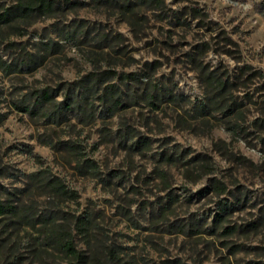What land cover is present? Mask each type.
Returning a JSON list of instances; mask_svg holds the SVG:
<instances>
[{"label":"rangeland","instance_id":"1","mask_svg":"<svg viewBox=\"0 0 264 264\" xmlns=\"http://www.w3.org/2000/svg\"><path fill=\"white\" fill-rule=\"evenodd\" d=\"M52 1L0 25V264H75L47 218L88 264H264V0Z\"/></svg>","mask_w":264,"mask_h":264},{"label":"trees","instance_id":"2","mask_svg":"<svg viewBox=\"0 0 264 264\" xmlns=\"http://www.w3.org/2000/svg\"><path fill=\"white\" fill-rule=\"evenodd\" d=\"M124 7L126 10H130L132 6L131 0H123ZM55 4L52 0H18L17 4L13 8H9L0 13V25L2 23H8L13 18H28L34 14L47 15L54 10ZM4 64L3 61H1ZM24 63V62H23ZM17 67V66H16ZM13 68L6 66L11 71L19 70V68ZM214 86L215 90L219 93L223 91L226 86V82L218 79H212L210 82ZM114 88H111L109 94H106L111 100V109L114 111L122 106V102L119 99L114 98ZM52 94L47 90H41L35 95L34 104L30 106H16L17 109L25 113H34L40 111L47 103L52 101ZM156 97V96H152ZM176 98H174L175 100ZM70 106L65 104V110L69 109ZM1 120V119H0ZM147 139H142L141 142L145 146ZM89 167H94V162L90 161ZM43 187L47 188L55 196L66 199H76L77 193L74 190H70L60 178H44L42 180ZM16 206L10 204H4L0 202V215L12 214L17 215ZM44 232L46 233V239L55 243L59 250L65 253V255L75 264H88V257L82 251L78 250L75 242L72 229L68 228L64 224H58L55 221H51L49 218L43 219ZM78 227L84 231H89V220L80 216L77 219ZM227 231L233 232L234 228H228Z\"/></svg>","mask_w":264,"mask_h":264}]
</instances>
